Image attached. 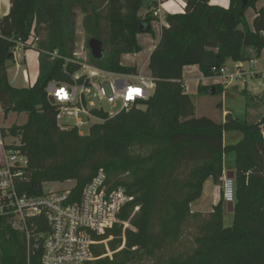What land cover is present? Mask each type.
Instances as JSON below:
<instances>
[{
	"label": "trees",
	"instance_id": "1",
	"mask_svg": "<svg viewBox=\"0 0 264 264\" xmlns=\"http://www.w3.org/2000/svg\"><path fill=\"white\" fill-rule=\"evenodd\" d=\"M220 1L184 0L183 13H167L159 41L148 59V72L155 81L149 100L112 118L103 110L95 111L100 122L80 136L77 128L62 131L58 127L59 106L45 91L50 81L72 83L80 66L52 59L49 54L56 52L75 60L80 26L89 65L114 73H135L137 68L122 65L121 57L142 52L139 36H155L153 23L158 19L153 11L159 2L152 1L142 15L143 0H10L9 13L0 18V106L6 114L25 113L27 118L23 125L1 130V135L16 138V148L28 161V180L21 191L39 196L45 184L74 181L73 193L79 196L102 170L114 186L125 187L134 196V202L120 216L122 221H127L133 207L139 206L129 227L117 226L105 236L124 235L126 258L137 252L154 256L165 245L163 228L171 225L169 232L177 239L189 219H199L192 252L160 264H264V113H247L244 119L227 123L198 117L182 87L186 67H197L204 78H209L228 61H248L252 58L249 53L259 57L264 48L259 36L264 21L255 16L249 27L245 17L259 0H226V7L217 4ZM142 24L148 27L145 33L141 32ZM30 36L35 42L23 51L38 53L37 77L32 86L14 87L8 77L13 51ZM93 38L103 45L99 60L92 58L88 48ZM223 90L219 85L199 84L197 95L212 91L222 95ZM242 93L250 107L254 96L246 90ZM221 108L219 103L220 113ZM226 130L239 131L242 139L224 146ZM80 142L83 146L77 149ZM229 150L235 151L236 158L233 224L226 228L223 213L228 209L222 192L208 217L191 213L190 206L200 199L207 179L220 184L223 157ZM143 151L146 155L141 154ZM186 168L188 172L178 177ZM118 173L128 174L131 180H112ZM175 183L181 196L168 202V220L162 223L164 197ZM31 260L38 264L39 254L32 255ZM0 264H26L21 234L3 222Z\"/></svg>",
	"mask_w": 264,
	"mask_h": 264
},
{
	"label": "built area",
	"instance_id": "2",
	"mask_svg": "<svg viewBox=\"0 0 264 264\" xmlns=\"http://www.w3.org/2000/svg\"><path fill=\"white\" fill-rule=\"evenodd\" d=\"M165 2H160L153 11L158 21L162 19V11L169 13L164 9ZM257 4L255 16L264 21V0H259ZM184 7H180V13H183ZM259 36L264 42V31ZM34 42L35 39L30 36L25 43L17 44L13 51L14 66L20 65L17 52L23 51L26 46H33ZM49 55L52 59H62L65 64L80 66V71L72 76V83L50 81L45 88L47 96L59 106L57 125L62 131L77 128L80 134L81 128L90 121L93 124L100 122L94 114L103 110L100 104L106 103L111 109L118 107L117 113L105 111L112 118L148 101L155 88L154 79L149 74L144 75L141 68L135 73H114L81 63L76 59V53L75 60L60 57L56 52ZM260 60L259 56L245 62H232V68L226 63L206 79L211 82L210 86L245 90L247 81L264 77V64ZM244 64L248 65L247 69ZM23 78L29 81L26 74ZM182 87L185 89L184 83ZM258 93L264 108V87ZM63 117L72 118L74 125L59 124ZM0 119L1 122L7 120L1 106ZM12 140L3 145L0 138V223L21 234L26 249V264H33L31 257L35 254H39L38 264L94 262L98 246L107 241L105 236L108 231L121 225L129 227L130 219L139 211V206H134L128 220H121L124 210L134 202V196L125 187L114 186L102 170L84 186L79 196L73 193L74 187L28 196L21 191L28 180V161L16 148L18 140ZM221 184L224 204H234V179L223 176ZM109 237L111 234L107 239Z\"/></svg>",
	"mask_w": 264,
	"mask_h": 264
},
{
	"label": "rangeland",
	"instance_id": "3",
	"mask_svg": "<svg viewBox=\"0 0 264 264\" xmlns=\"http://www.w3.org/2000/svg\"><path fill=\"white\" fill-rule=\"evenodd\" d=\"M154 0H143L142 9L140 10V14L144 15L146 13L147 7L151 4V2ZM184 1V0H182ZM159 2H162L161 0ZM220 3V2H219ZM226 2L221 3L222 6H226ZM258 4H255L254 8H249L246 13V21L251 27V23L255 17V9L257 8ZM162 19L157 22V24H154V29L157 32L161 31V23H164V16L167 13H163L162 11ZM81 20V16H79L78 21ZM145 35V34H143ZM153 39V43L150 44L151 46L155 44L154 37H150ZM86 38L81 31V28L79 26L78 30V39H77V47H76V59L79 60L81 63H87L88 64V56L89 52L86 47ZM141 42V41H140ZM90 51V50H89ZM19 54V53H17ZM252 58H254L252 53H249ZM149 53L148 49L144 48L142 52L135 58L141 67V70L144 75H148V63ZM256 58V57H255ZM260 61L264 64V51L262 50L260 53ZM125 64L130 63L128 61L124 62ZM13 65V64H12ZM22 65V64H21ZM227 65L231 68L233 67V63L231 61L227 62ZM139 67V69H140ZM244 68L247 69L248 65L244 64ZM12 70V68H11ZM10 70V71H11ZM196 69H193L195 71ZM36 71V70H34ZM21 79V78H20ZM207 83H211L209 80L206 79ZM189 83V82H188ZM18 87L22 86L21 82H17L15 84ZM187 90L190 92L189 85L187 84ZM264 87V77L258 78L252 81H247V87L246 91L248 94L254 96V100L251 104V106H247V100L245 96L243 95L241 89H235V88H225L223 90L222 95H204V96H198L197 94L190 96V98L193 101L194 107H195V114L198 117H207L209 119H212L213 121H218L217 118L221 117L220 111L217 109V105L219 103L222 104L223 110L227 111V115H230L233 119L242 120L245 118L246 114L258 116L264 113V108L261 104V94L258 93L262 88ZM192 91V90H191ZM101 108L106 112H113L117 113L118 107H115L113 109L110 108V106L106 103L100 104ZM5 116L7 117V120L4 122H1L0 119V130H7L12 125H23L26 121L27 115L25 113L22 114H15L13 112H10L9 114L5 113ZM59 124H64L68 126L74 125V120L72 118L63 117L61 120L58 121ZM93 124V121H90V123L87 124V126L81 128L80 130V136H85L87 134V131L89 127ZM2 133V132H1ZM0 138L3 140V145H6L7 143L13 142L11 136L4 139L3 136ZM242 139V135L237 130H226L223 135V142L224 146H233L237 144ZM84 142V141H83ZM83 146V143L80 142L79 144H76V148L80 149ZM140 151V150H136ZM142 155H146V151H143L141 153ZM2 158V147L0 146V162ZM235 151L229 150L227 153L224 154L223 157V163L224 166L227 167H234L235 164ZM189 168H186L183 170L180 176L181 177L183 173H187ZM112 180H123V181H129L131 180V177L128 174H115L111 177ZM172 180H174V174L171 177ZM174 182V181H173ZM75 186L74 181H68L65 183H50L45 184L43 186V191L47 192L49 190H61V189H69L73 188ZM170 193L168 195H165L163 206L161 208V219L160 221L162 223L167 222L168 220V209L167 204L168 202L173 199L181 196V193L179 191V184L175 183L172 188L169 191ZM216 192V193H215ZM222 192V184L220 182L219 185H217V190L214 191V183L212 179H207L204 187H203V193L200 199L195 201V205H193L194 209L205 206L209 207L210 205H214L216 201L219 200L220 195ZM217 194V195H216ZM193 203V204H194ZM210 208V207H209ZM203 217H208V214H201ZM198 220L189 219L182 227L181 232L177 239L174 238L173 233L169 232L171 228H173L171 225L166 226L163 228V233L166 236L165 245L162 250L155 252L154 256L149 257L145 255L143 252H137L135 255L130 256L129 258H126L123 255V250L125 248V239H123V236H114L111 235L107 239L105 244L99 245L97 248V259L96 260H103L105 264H160L162 262H166L171 257H184L187 254H190L192 250L194 249V238L197 235V228L196 224ZM233 224V215L231 212L224 211L223 213V225L224 227L228 228L231 227ZM153 229L155 231L158 230V227H156V224L154 223ZM95 260V261H96Z\"/></svg>",
	"mask_w": 264,
	"mask_h": 264
},
{
	"label": "crops",
	"instance_id": "4",
	"mask_svg": "<svg viewBox=\"0 0 264 264\" xmlns=\"http://www.w3.org/2000/svg\"><path fill=\"white\" fill-rule=\"evenodd\" d=\"M156 1H160V0H156ZM227 3L226 0L217 2V4L221 3ZM160 3V2H159ZM185 6L184 1L182 0H168L165 2L164 4V9L167 10L169 13H180V7ZM227 6V4H226ZM224 6V7H226ZM159 7V6H158ZM10 10V0H0V18L6 16L9 13ZM154 24H157V22L153 23V30H154V41L155 44H153L152 46L150 44L153 43V39H151L149 34H145V35H141L139 36L138 40L140 45L142 46V50H144V48L148 49V53L149 55L151 54L152 50L154 49V47L156 46V44L159 41V36H160V32H156L154 29ZM165 23H161V25L163 26ZM141 41V42H140ZM19 54H17V62L20 63L19 66H14L12 70L8 71V77L10 80V83L12 84V86L14 87H18L15 84H17V82H21L22 86L21 87H27V86H32L36 80L37 77V73H38V53L34 50H27V51H19L17 52ZM140 54V53H139ZM139 54H134V55H124L121 57V64L124 66H135L137 69H139V64L137 63L138 61L135 59ZM149 59V58H148ZM128 61L130 63L125 64L124 62ZM23 63V65H21ZM148 66V63H147ZM141 68V67H140ZM193 69H196L195 71H193ZM36 70V71H34ZM23 74H26L29 77V81H25L23 78ZM149 74V72H148ZM21 78V79H20ZM206 78H204L200 72L198 71L197 67H186L183 71V83L185 86V92L189 95V96H193L195 94H197L198 91V86L199 84H201L202 86H210V83L205 82ZM189 82V83H188ZM187 84L189 85L190 88V92L186 91L187 90ZM18 87V88H21ZM192 90V91H191ZM227 116V111L223 110V107L221 108V117L217 118L219 122H223L224 123V118ZM224 143V142H223ZM234 167H225L224 163H223V176L226 177H230V175L233 173ZM214 183V182H213ZM205 184V183H204ZM204 187V186H203ZM217 190V185L214 184V191ZM203 193V191H202ZM216 193V192H215ZM217 195V194H216ZM202 196V195H201ZM218 201H216L214 203V205L217 204ZM196 203H192L190 206V210L191 213H199V214H210L212 212V207L214 205H210L208 208L205 206H201L196 209H194L193 205H195ZM228 211V210H227ZM229 212V211H228Z\"/></svg>",
	"mask_w": 264,
	"mask_h": 264
},
{
	"label": "water",
	"instance_id": "5",
	"mask_svg": "<svg viewBox=\"0 0 264 264\" xmlns=\"http://www.w3.org/2000/svg\"><path fill=\"white\" fill-rule=\"evenodd\" d=\"M140 29L142 33H145L148 30V27L142 24ZM88 48L93 59L99 60L102 58L104 49L101 41L96 38L89 40ZM209 95H214V91L209 92ZM232 120L233 118L230 115H227L224 118V123L231 122ZM228 178L234 179V174L232 173ZM226 207L228 211L232 213L233 204H227Z\"/></svg>",
	"mask_w": 264,
	"mask_h": 264
}]
</instances>
